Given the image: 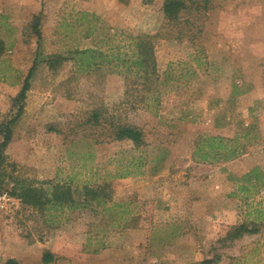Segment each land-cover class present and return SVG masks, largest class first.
<instances>
[{"label":"rangeland","instance_id":"rangeland-1","mask_svg":"<svg viewBox=\"0 0 264 264\" xmlns=\"http://www.w3.org/2000/svg\"><path fill=\"white\" fill-rule=\"evenodd\" d=\"M198 1L174 22L166 0H0V129L36 66L4 153L0 264H46V253L49 264H264V185L231 180L264 171V0ZM142 34L153 37L156 101L130 86ZM84 49L125 62L83 71ZM97 110L101 126L89 122ZM117 123L140 127L147 146L114 140ZM203 134L237 137L242 155L196 160ZM139 157L141 171L114 177ZM11 175L69 185L79 201L85 184L105 183L108 202L41 211L9 194ZM241 225L256 231L233 240Z\"/></svg>","mask_w":264,"mask_h":264},{"label":"trees","instance_id":"trees-1","mask_svg":"<svg viewBox=\"0 0 264 264\" xmlns=\"http://www.w3.org/2000/svg\"><path fill=\"white\" fill-rule=\"evenodd\" d=\"M126 2L128 0H121ZM196 3L201 4L198 0H166L164 5V14L166 18L171 21L178 22L183 13L188 10L194 9ZM205 4H209L208 0H205ZM207 6V5H205ZM200 7L196 9L199 10ZM40 22H37V30H39ZM132 52L129 58V67L128 70L132 73V76H135V81L131 83L137 85L139 92L140 102H145L149 100L152 96H155V101L159 99L157 95L156 88L158 82L160 81L159 76L156 77V61L153 53L151 35H139L135 38H132ZM6 44L0 38V60L5 53ZM121 54L120 52H118ZM79 59L83 61V71L91 70L93 68H100L105 61L115 64L116 66L121 65L124 61L122 55L113 56L111 54H106L98 49H84L83 51H78ZM117 62V63H116ZM51 67L53 62H49ZM36 72V66H34L30 71L28 76L25 79L23 89L19 96L14 99V108L13 116L8 120V122L1 125V134L3 135L2 142L0 143V176L2 175L3 165L5 164L7 158L4 153L9 143L13 138V126L19 121L20 117L24 113L27 94L31 88V79ZM156 74V75H154ZM133 85V86H134ZM138 91V90H137ZM103 114L100 111H95L92 118L89 120L90 123H93L94 126H101ZM253 124L250 128L247 129L246 136L250 134V131L255 129ZM251 129V130H250ZM112 130H114V140L119 142L129 141L134 144L136 149H141L147 146L145 132L137 126L125 123H117L112 125ZM240 140L236 137L234 139H228L220 136H211L208 134H203L200 136L199 140L196 142V147L194 151V157L196 160L209 162V161H231L239 158L243 153V148L240 145ZM133 164V165H131ZM146 162L143 157L137 158L134 163H128L126 166V171H121L114 175L115 178H123L129 175H134L136 170H142ZM16 170H13L14 173ZM141 173V172H140ZM143 173V172H142ZM13 182H15L12 192L9 193L13 197L19 198L22 202L38 207L39 210H49L55 208H65L69 207L70 209L77 208H88L93 206L95 202L106 204L109 198V195L106 192L105 183L99 185L95 188L91 187L90 184H85V196L83 201L76 199L72 188L69 185L55 183L54 186L51 185L52 182H44L41 186H35L32 182H27L26 179H20L19 175L14 177L11 175ZM1 179V177H0ZM231 180L239 184L241 191H249V188L253 187L256 189H261L264 185V171L261 167H254L248 173L243 176H231ZM1 181H3L1 179ZM107 182V181H106ZM54 183V181H53ZM248 183V186L246 185ZM251 186V187H250ZM256 229H249L246 225H241L237 228L234 233L233 240L244 236L245 233L252 234ZM53 261V255L50 253L45 254V263L49 264ZM6 264H19L15 259L9 260Z\"/></svg>","mask_w":264,"mask_h":264},{"label":"built area","instance_id":"built-area-1","mask_svg":"<svg viewBox=\"0 0 264 264\" xmlns=\"http://www.w3.org/2000/svg\"><path fill=\"white\" fill-rule=\"evenodd\" d=\"M3 198L4 199H8L9 197H8V195H5ZM9 200H10V198H9Z\"/></svg>","mask_w":264,"mask_h":264}]
</instances>
